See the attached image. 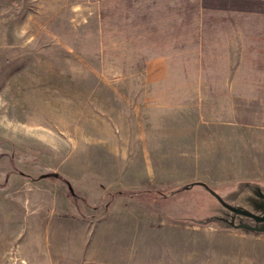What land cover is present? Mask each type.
I'll return each instance as SVG.
<instances>
[{
    "label": "rangeland",
    "instance_id": "374dc122",
    "mask_svg": "<svg viewBox=\"0 0 264 264\" xmlns=\"http://www.w3.org/2000/svg\"><path fill=\"white\" fill-rule=\"evenodd\" d=\"M189 1L0 0V264H157L167 236L215 264L264 237L216 198L264 214V3Z\"/></svg>",
    "mask_w": 264,
    "mask_h": 264
},
{
    "label": "crops",
    "instance_id": "0c3cea01",
    "mask_svg": "<svg viewBox=\"0 0 264 264\" xmlns=\"http://www.w3.org/2000/svg\"><path fill=\"white\" fill-rule=\"evenodd\" d=\"M189 3H194L198 6L196 13L199 14L200 17L191 16L186 19L199 20L205 14H221L225 15L224 19H232V17L230 18L226 15H232V13L259 14L261 9L258 7L264 3V0H190ZM261 234H264V232ZM178 238L179 237L175 236H167L157 241L158 245H163V247L157 248V264H166L168 260H172V264H181L182 257H180L179 246L181 244H187L188 242H186V240L181 241V239ZM144 240L145 238L141 237L142 244H144ZM237 243L239 244H237L236 251L232 253L228 252V250L223 247L217 258L219 262L216 263L215 261V264H264V237H259L258 239L241 237ZM171 245L176 247H166ZM239 245L240 247H238ZM130 258V264H134V260L137 263L139 258H141L142 264H146L147 262L143 254L139 258H134L131 254ZM183 260L191 261L194 260V258L188 254L183 256Z\"/></svg>",
    "mask_w": 264,
    "mask_h": 264
},
{
    "label": "water",
    "instance_id": "95a60500",
    "mask_svg": "<svg viewBox=\"0 0 264 264\" xmlns=\"http://www.w3.org/2000/svg\"><path fill=\"white\" fill-rule=\"evenodd\" d=\"M217 200L220 202V204L222 206H224L226 209L230 210L231 212L233 213H236V214H239V215H242L246 218H250L252 220H254L255 222L257 223H263V226H261L260 228H257V227H249V226H244V225H240V227H244V228H247L251 231H254V232H259V233H263L264 232V214L262 216H257L255 214H252L250 212H247L245 210H241V209H236V208H232L228 205H226L219 197H217Z\"/></svg>",
    "mask_w": 264,
    "mask_h": 264
}]
</instances>
